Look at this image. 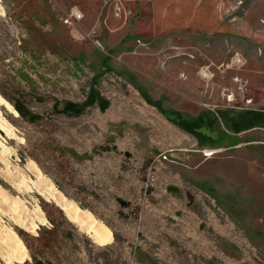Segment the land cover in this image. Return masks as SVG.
<instances>
[{
	"label": "rangeland",
	"instance_id": "1",
	"mask_svg": "<svg viewBox=\"0 0 264 264\" xmlns=\"http://www.w3.org/2000/svg\"><path fill=\"white\" fill-rule=\"evenodd\" d=\"M91 88L105 110L62 112ZM0 95V231L33 251L45 231V264H264V129L224 123L264 111V0H0ZM174 114H203L207 141ZM30 161L110 239L62 217Z\"/></svg>",
	"mask_w": 264,
	"mask_h": 264
},
{
	"label": "bare ground",
	"instance_id": "2",
	"mask_svg": "<svg viewBox=\"0 0 264 264\" xmlns=\"http://www.w3.org/2000/svg\"><path fill=\"white\" fill-rule=\"evenodd\" d=\"M204 74H205V72H201V75L203 77L205 76ZM0 106L4 107L10 113L11 112L16 113L15 110L13 109V107L6 100H4L1 95H0ZM0 126L2 127L1 129H5L8 132V135L12 133V127L10 126V124H8L5 120H3L1 118H0ZM5 130H4V132H6ZM0 155H1V153H0ZM28 168H29V171H31V173L33 172V174H35L37 176L38 181L36 182V188L39 191L40 195H42L46 200H51L64 213L66 218L71 223H73L80 231H82L83 233L88 235V237L96 244H103L107 240L110 239L111 232H110L109 228L106 225H104V223L102 221L95 218L88 210L80 208L74 202L67 199L52 184L51 181L46 179L41 174V171L38 169L37 165L33 161L29 162ZM0 193H2V192H0ZM4 194L1 196H4ZM6 196H7V194H5V197ZM5 203L8 204V206H7V204H5L7 206L6 207L7 211L13 212L15 219L18 222L22 223L21 222L22 216H23L22 210L17 209V206L15 204L9 205V203H11V202H9L8 200ZM37 211L39 212L41 219L44 220L43 219L44 218L43 212L39 206L37 207ZM24 221H26V220H24ZM23 224H25V223H23ZM30 225L32 226V224H30ZM7 231H8V233H6V234L2 233L0 231V256L4 259V261H6L8 263H11L12 260L15 261L17 259L22 261V259H21L22 257H20L22 255H18V254H20L19 252L21 251L22 253L24 252L25 255H28V253L25 249V245L23 244L22 240L17 235V233H15L12 230H7ZM8 251H12V252L14 251V252H16V253L18 252V253H17V255H15L13 253H12V255H10L8 253Z\"/></svg>",
	"mask_w": 264,
	"mask_h": 264
},
{
	"label": "trees",
	"instance_id": "3",
	"mask_svg": "<svg viewBox=\"0 0 264 264\" xmlns=\"http://www.w3.org/2000/svg\"><path fill=\"white\" fill-rule=\"evenodd\" d=\"M2 94L5 96L3 92ZM95 104H98L101 110H105L108 107V102L99 94L97 90H95L94 88H91L87 96V99L83 104L78 105V104L66 103L64 105L62 112L64 111L65 113L71 112V113L78 114L85 108L91 107ZM17 110L21 114V111L19 109ZM204 118L205 117L203 114L199 116V118L193 119V120L185 119L179 114H174L173 118H171V121L176 126L184 130L185 132L191 134L196 139H199L201 142H204L207 140L205 136L200 133L199 130L202 127H205L206 125L211 126V124L205 123ZM224 123H225V126L227 127V130L232 135H237L243 132H247L254 128L264 129V111L247 110L236 116H231V117L225 116ZM119 203L121 205L126 206V204H124V202H122L121 200H119ZM44 206L49 207V204L44 203ZM58 212L63 217L62 211L58 210ZM49 221L53 223L52 224L53 228L52 230H50L52 232L53 229L55 228V224H54V221L50 218H49ZM44 232L45 231L40 229L38 235L32 238L38 244L35 251H33V249L30 247L28 241L25 238V235L27 234L25 233L23 234L22 232L20 233V236L18 235L19 237H21V240L23 241L26 249H28L31 255V258L33 260L32 264H45L46 263V257L43 254V250L45 251L47 249L45 238H44Z\"/></svg>",
	"mask_w": 264,
	"mask_h": 264
},
{
	"label": "built area",
	"instance_id": "4",
	"mask_svg": "<svg viewBox=\"0 0 264 264\" xmlns=\"http://www.w3.org/2000/svg\"><path fill=\"white\" fill-rule=\"evenodd\" d=\"M83 18L81 11L77 8H72L67 16L68 23L79 22Z\"/></svg>",
	"mask_w": 264,
	"mask_h": 264
}]
</instances>
